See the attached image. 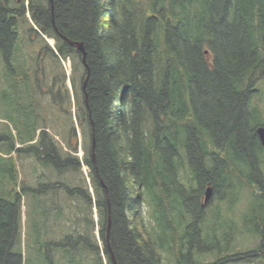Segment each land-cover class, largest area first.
Masks as SVG:
<instances>
[{"label":"trees","instance_id":"1","mask_svg":"<svg viewBox=\"0 0 264 264\" xmlns=\"http://www.w3.org/2000/svg\"><path fill=\"white\" fill-rule=\"evenodd\" d=\"M21 25L29 42L55 41L56 53L47 44L28 61L38 64L41 52L73 61L72 94L55 89L56 79L48 87L51 119L38 113L37 95L46 93L38 66L29 84L21 73ZM68 42L82 44L84 63ZM0 56V94L9 114L23 115L0 130V264L24 262L22 201L32 191L18 180L25 159L58 174L85 166L88 187L80 179L77 188L47 183L39 192L63 191L97 215L75 239L38 244L35 264H57L55 254L65 264H104L101 252L105 264H114L111 256L161 264L165 254L172 264H202V254L215 258L209 264H249L264 255V147L256 135L264 126V0H0ZM60 116L62 125L47 123ZM209 186L227 212L246 192L241 227L217 206L211 215L229 225L209 224V214L212 234L202 231ZM229 230L261 238L260 246L238 253Z\"/></svg>","mask_w":264,"mask_h":264},{"label":"rangeland","instance_id":"2","mask_svg":"<svg viewBox=\"0 0 264 264\" xmlns=\"http://www.w3.org/2000/svg\"><path fill=\"white\" fill-rule=\"evenodd\" d=\"M27 5V2H26ZM27 26L21 25L20 26V41L18 47V57H25L23 60H18L19 65L21 66V73L27 74V81L26 83L29 84L30 78V68L37 69L38 66V73L37 78L38 80L44 84L43 91L46 93L44 95H40V98L37 95V98L40 99L41 105L38 108V113L50 116L51 119V112L49 111V104H50V94L48 92V87L51 86L52 80L56 79V87L65 85L70 94H72V87L70 83V75L72 70V63L73 61L69 58L67 59H57L50 55H44V52H41L38 57L40 58L39 63L35 64L34 61H28V57H35L38 51L44 46L47 45L55 50V41L52 38L43 36V38H38L37 36H32V41L29 42L27 39V34L25 33ZM1 57V56H0ZM52 57V58H51ZM57 59V60H56ZM1 61V59H0ZM2 62V61H1ZM42 67L45 69L43 71ZM79 72V70H78ZM47 87V88H46ZM8 99L3 97L0 94V130L5 132V125L9 126H16L17 120L23 115L16 116L15 114H9V110L7 107ZM260 106L264 109V105L261 104L259 101ZM66 106V105H65ZM66 108V107H65ZM73 111V109H72ZM62 115V114H59ZM64 116L58 117V120L54 118L56 121L49 120L47 123H54L56 125H62V122L59 120H64ZM53 132V131H52ZM15 135V132H13ZM77 136H78V150L77 156L81 159L83 156L82 148H81V135L79 129H77ZM59 140V137H55ZM63 145V144H62ZM12 158H15V154H11ZM23 162V166L18 167V180L24 179L28 186L31 187L30 192H28L25 197H23L22 201V222H21V237H22V256H23V264H35L37 260L41 259L37 255L36 247L38 244H47L50 242H58L64 236L68 234H72L74 239L78 237L79 234H84L85 232H89V224L87 223L91 218L96 222L97 215L95 209H93V213L90 216L89 212L85 209V205L80 198L76 197H69L63 191H55V193H46L47 195L42 194L39 190L47 183L49 184H61L67 186L69 188H77L80 187L82 179V184L84 187V180L89 185V178H88V170L85 166H82L81 170L78 172L73 173L72 171H67L61 174L53 171L50 168H42L37 163L33 162L31 159H25ZM18 164L19 161H18ZM264 172V167H263ZM19 186V190L21 189ZM246 190V188H245ZM250 192L257 191V189H248ZM89 191L92 194V189L89 187ZM204 199V195H203ZM247 194L246 192L242 191L239 194V199L233 200L231 203L233 211H226L225 205L228 204L227 202H220L218 203L215 200V197L211 195L209 203L206 205L204 212L205 221L202 222V231H208V226L210 223H223L225 225H229L223 219L218 220L215 219L212 214V211L215 207H219L221 212L226 216L230 217L233 221L231 223L233 226L241 227V217L242 212L246 208L247 201ZM60 208L61 215L59 214L56 216ZM140 213L143 216L144 222L147 225L151 223L150 215H149V208L145 205H142L140 208ZM210 214V216H209ZM56 219H55V217ZM60 216V217H59ZM207 216H209L207 218ZM59 218V219H58ZM206 218L208 223L206 222ZM207 233V232H206ZM208 233L211 235L212 231ZM236 231L232 234L229 230V237L232 239V244L236 247V251L238 253H244L251 249H256L260 246L261 238H256L253 240L249 234L240 233L238 232L235 237ZM206 235V234H205ZM91 237L94 240V237L98 238L97 229L94 230L93 234L91 232ZM234 238V241H233ZM99 241V239H98ZM222 243V242H221ZM206 244V245H205ZM204 245L208 248H212L214 242L208 241L204 242ZM99 246H101V242H99ZM49 247V246H48ZM51 249V248H50ZM52 250V249H51ZM63 250V249H62ZM54 251V250H52ZM57 251V250H56ZM58 252V251H57ZM56 252V253H57ZM53 253V252H52ZM86 254L84 251H80L78 256L82 257ZM82 255V256H81ZM101 256L103 258V263L105 264L106 258L104 254L101 252ZM203 258L200 260L202 264H209L215 261L213 256H208L207 254H202ZM170 257V256H169ZM55 259L59 262L57 264H65L60 256L55 254ZM54 259V260H55ZM91 257H88L87 262H90ZM170 259V260H169ZM171 257L168 258L167 254L164 255V259L161 264H172ZM199 261V260H198ZM86 264V263H85ZM237 264H245L244 262H240ZM249 264H264V255L261 257L256 258V260L251 261Z\"/></svg>","mask_w":264,"mask_h":264},{"label":"water","instance_id":"3","mask_svg":"<svg viewBox=\"0 0 264 264\" xmlns=\"http://www.w3.org/2000/svg\"><path fill=\"white\" fill-rule=\"evenodd\" d=\"M68 43L70 45L74 46L76 48V50L81 53L82 61L84 63L85 52L83 50L82 44L81 43H72V42H68ZM85 84H86V80L83 83V87H82L83 91L85 89ZM256 135L258 137V140H259L261 146L264 147V126H260L257 128ZM93 146H94V144L92 143V149H93ZM211 195H212V188L209 186L206 188L205 193H204V199H203L204 204H206L210 200ZM109 229H110V219L108 218L107 231H106L107 236L109 233ZM111 259H112L113 263L116 264L112 256H111Z\"/></svg>","mask_w":264,"mask_h":264}]
</instances>
